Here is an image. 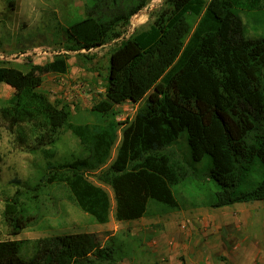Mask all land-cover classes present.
Here are the masks:
<instances>
[{
  "label": "trees",
  "instance_id": "trees-1",
  "mask_svg": "<svg viewBox=\"0 0 264 264\" xmlns=\"http://www.w3.org/2000/svg\"><path fill=\"white\" fill-rule=\"evenodd\" d=\"M101 3L108 5L97 0L85 16L67 22V43L51 60L40 64L28 57L25 69L0 65V83L13 88L0 105V121L17 145L48 159L45 182L66 186L71 200L101 224L111 215L104 185L113 191L120 221L155 213L153 203L163 213L181 210L185 206L172 187L194 171L171 146L186 131L193 160L211 156L208 177L218 189L210 205L264 200V37H247L241 15L243 9H263L264 0H164L146 28L128 35L131 17L148 0ZM113 40L106 97L92 110L115 114L125 101L142 104L123 127L111 159L121 122L113 117L74 123L70 103L53 100L41 86L45 74L69 70V51L89 56L85 52ZM64 129L79 139L82 154L54 163ZM255 178L256 187L239 189ZM2 218L11 234H19L35 216L17 193L8 198ZM26 246L30 257L22 254ZM115 254L98 232L0 239V264L114 263Z\"/></svg>",
  "mask_w": 264,
  "mask_h": 264
},
{
  "label": "rangeland",
  "instance_id": "rangeland-1",
  "mask_svg": "<svg viewBox=\"0 0 264 264\" xmlns=\"http://www.w3.org/2000/svg\"><path fill=\"white\" fill-rule=\"evenodd\" d=\"M95 1L97 0H0V65H16L25 69L28 57H31L33 63L40 64L51 60L55 51H61L67 43L64 32L67 22L85 16L87 7L92 6ZM163 2L164 0H148L146 6L131 17L130 24L125 28L126 35L135 29L146 28L152 20L151 15L161 9ZM107 3L108 5L101 4L104 7L113 5L112 0H107ZM241 15L246 23L247 37H264V9L250 11L243 9ZM114 45L113 40L102 47L85 52L89 56L69 51V70L66 73L45 74L44 83L41 86L50 93L53 100L70 103L74 123L107 122L113 117L121 122L119 138L112 150L111 159L115 156L123 127L135 116L142 104V101H125L115 106V114L113 112L100 114L92 110V106L97 101L106 97L109 57ZM51 52L54 54L52 55ZM78 84L81 86L77 87ZM12 93L13 88L10 85L0 83V105ZM33 143L34 141L31 140V144ZM171 148L175 149L194 171L189 180L172 187L176 198L185 207L195 204L210 205L218 189L217 183L208 177L212 167L211 156L207 154L201 161H194L186 131H183ZM80 154H82V148L79 139L71 130H62L57 153L51 161L60 163ZM0 155L2 156L0 161V239H35L66 232L84 231L94 228V223L99 225L92 215L83 211L71 200L66 186L45 182L50 171L48 159L39 151L31 152L29 147L17 145L14 134L5 128L1 121ZM257 182V178L252 182L244 181L239 184V189H253ZM104 187L110 194L113 212L115 209L113 191L108 185ZM17 193L28 214L35 218L19 234H11L3 221L2 211L8 198ZM260 201L264 203V200ZM151 208L155 213L163 214L155 203L151 205ZM138 242V239H134L128 248L126 243H123L122 236L119 235L111 243L116 248V262L99 261L98 264H129L124 261V255L129 249L135 254L136 250L132 247ZM22 254L30 257L33 251L31 247L26 246ZM257 264H264V258L258 259Z\"/></svg>",
  "mask_w": 264,
  "mask_h": 264
},
{
  "label": "crops",
  "instance_id": "crops-1",
  "mask_svg": "<svg viewBox=\"0 0 264 264\" xmlns=\"http://www.w3.org/2000/svg\"><path fill=\"white\" fill-rule=\"evenodd\" d=\"M93 227L84 231L98 232L102 245L113 243L119 235L128 248L139 240L132 247L136 253L129 249L124 255L129 264H257L264 258L260 200L196 205L127 221L117 220L114 209L109 222Z\"/></svg>",
  "mask_w": 264,
  "mask_h": 264
},
{
  "label": "built area",
  "instance_id": "built-area-1",
  "mask_svg": "<svg viewBox=\"0 0 264 264\" xmlns=\"http://www.w3.org/2000/svg\"><path fill=\"white\" fill-rule=\"evenodd\" d=\"M56 53H58V52L55 51V54H56ZM51 54L53 55L54 52H51ZM80 86H81L80 84L77 85V87H80Z\"/></svg>",
  "mask_w": 264,
  "mask_h": 264
}]
</instances>
